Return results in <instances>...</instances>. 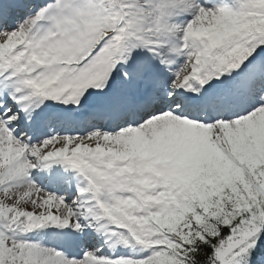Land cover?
<instances>
[{
    "label": "snow or ice",
    "instance_id": "obj_1",
    "mask_svg": "<svg viewBox=\"0 0 264 264\" xmlns=\"http://www.w3.org/2000/svg\"><path fill=\"white\" fill-rule=\"evenodd\" d=\"M0 264H264V0H0Z\"/></svg>",
    "mask_w": 264,
    "mask_h": 264
}]
</instances>
